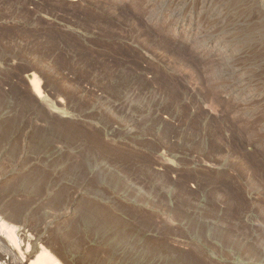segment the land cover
I'll list each match as a JSON object with an SVG mask.
<instances>
[{"label":"rangeland","instance_id":"rangeland-1","mask_svg":"<svg viewBox=\"0 0 264 264\" xmlns=\"http://www.w3.org/2000/svg\"><path fill=\"white\" fill-rule=\"evenodd\" d=\"M150 1L0 0V201L72 264H264V0Z\"/></svg>","mask_w":264,"mask_h":264},{"label":"bare ground","instance_id":"bare-ground-1","mask_svg":"<svg viewBox=\"0 0 264 264\" xmlns=\"http://www.w3.org/2000/svg\"><path fill=\"white\" fill-rule=\"evenodd\" d=\"M29 81L34 93L41 97L40 79L34 72L30 73ZM6 209L3 206V201H0V264H72L68 255L52 239L54 236L51 237L52 232L47 230L48 221L46 219L34 221L35 217L31 216L34 219L32 222L29 214L27 217L22 216L23 213L17 212L16 209L21 217ZM28 217L30 219H27Z\"/></svg>","mask_w":264,"mask_h":264}]
</instances>
